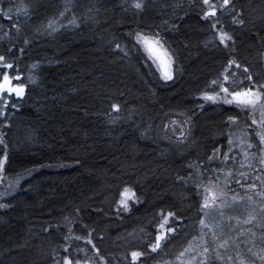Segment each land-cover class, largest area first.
<instances>
[{"label":"trees","instance_id":"16d2710c","mask_svg":"<svg viewBox=\"0 0 264 264\" xmlns=\"http://www.w3.org/2000/svg\"><path fill=\"white\" fill-rule=\"evenodd\" d=\"M211 3L0 0V73L24 88L0 97V264H264V102L202 99L264 100V0Z\"/></svg>","mask_w":264,"mask_h":264},{"label":"rangeland","instance_id":"374dc122","mask_svg":"<svg viewBox=\"0 0 264 264\" xmlns=\"http://www.w3.org/2000/svg\"><path fill=\"white\" fill-rule=\"evenodd\" d=\"M208 9H209L208 16L210 18L215 17V15L217 13V9H216V5H214V4L211 3V0H209V8ZM212 12H214L215 15H212L211 14ZM222 35H224V34H222L220 32L219 33V37H220L219 39H221V36ZM140 36L143 37V38H145L146 40H148L150 42H153L151 44V50H150L148 46H146L143 43L138 42V39H137V43H139V45L143 48V50L147 54L148 58L151 60V62L154 64V66L158 70V73H160V75L164 78V73L165 72H168L171 75V78H172V73H171L172 72V60H171V57L169 56V54L166 52L165 48L162 46V44L160 42H159V44H155L154 42H156L158 40L157 39L155 40V38H153V37H148V36H143V35H140ZM228 41H229L228 39H225L223 43L224 44H227ZM153 52H155L156 54L154 55ZM0 67L1 68L4 67L3 60H0ZM231 69H230V71H231ZM165 80H170V79H165ZM14 82L15 81L12 80V85L13 86H17V84H15ZM225 83L226 84H229L230 83L229 77H227V76H226ZM224 88H227V85ZM248 91H249V89L248 90L237 91V92H248ZM251 91L253 93H257L258 92L260 94V97H259V99L255 100V103L254 104H250V105H246V106H244V105H238L235 102H233L231 104L226 103L225 102L226 100L233 99V97L237 93L235 91H230L229 89H228V92L227 93L224 92L223 90H220V92L218 94H215V95H205V96H211V97H213L214 99H212V100L205 99V96H203L202 99L204 101H206V102H209V103H223V104H227V105H231V106L232 105H235V106H238V107H241V108L249 109L253 113H258L260 111L261 107H262L263 102H264V100L262 99L263 98V95L259 91H257V90H251ZM4 164H5V159L2 161V163H0V184L2 183V175L4 174V171H3ZM128 190H129V195L132 196V198L131 199H127V210H125L124 207L121 205L122 194L124 193V191L121 193L120 199H118L119 202H118V205H117V211L119 213H121V214H127L129 212L128 209H130L131 205L137 202V199H135L136 196H135L134 192L132 190H130V189H128ZM212 196H214L215 199H212ZM206 198H207V202H208V205H209L206 208L207 209H212V208H215L216 204L218 203V201L221 198V195H220V193L218 191H216L214 189H208L207 194H205V199ZM205 199H204V203H205ZM162 224L164 225V227L161 228V226H160V228H158L159 229V235L158 236H160L162 234L164 236V238L159 241V244L160 245H161L162 241L165 239V237L169 233H171V231L168 228V226H169V218L168 217H166V219L164 218V221H163ZM137 260H135V261H137ZM64 264H65V262H64Z\"/></svg>","mask_w":264,"mask_h":264},{"label":"snow or ice","instance_id":"6c2138e0","mask_svg":"<svg viewBox=\"0 0 264 264\" xmlns=\"http://www.w3.org/2000/svg\"><path fill=\"white\" fill-rule=\"evenodd\" d=\"M227 2H228V0H225V3H227ZM204 3L205 4H208L209 3V0H204ZM141 6L142 5L140 3H137L135 5L136 8H140ZM211 14L212 15H215L214 12H212ZM137 39H138V42L145 44L151 50V44L153 42H150V41L146 40L145 38L141 37L139 34L137 35ZM225 39H230V37H227L225 35H222L221 36V42H224ZM154 43L155 44H159L158 41H156ZM153 54L155 55L156 53L153 52ZM0 60H3V58L0 57ZM4 67L11 68L12 65L7 64V65H4ZM164 78L165 79H171V75L168 72H165L164 73ZM13 79L19 80L20 77L19 76L10 77L7 72L0 73V97H3L4 94H7L9 96H11L13 93L16 96H21L23 94V92H24L23 86L22 85L13 86L12 85V80ZM262 87H264V85H262ZM222 90L224 92H226V93L228 92V89L227 88H223ZM259 97H260V94L258 92L257 93H253L251 91V89H249L248 92H237L236 95L233 97V99L226 100L225 102L226 103H229V104L235 102L238 105H244V106H246V105L254 104L255 103V100L259 99ZM205 99L212 100L214 98L211 97V96H205ZM114 107H116V106H114ZM261 140L264 141V136H261ZM131 198H132V196L129 195V190L128 189H125L124 190V193L122 194V199H121V205L124 207L125 210H127V199H131ZM212 199H215V197L212 196ZM208 206L209 205H208L207 198H206L203 207L206 208ZM201 223H203V221H201ZM163 227H164V225L162 224L161 225V228H163ZM163 238H164L163 234L160 235V236H157V238H156L157 242L152 246V251H156V249L160 247L159 241L161 239H163ZM131 255L133 257V261H135V260H137L142 255V253H140V252H132ZM65 264H71V261L66 260L65 261Z\"/></svg>","mask_w":264,"mask_h":264}]
</instances>
